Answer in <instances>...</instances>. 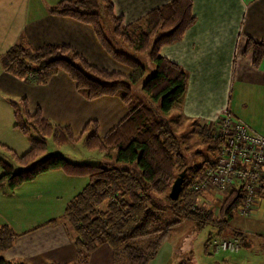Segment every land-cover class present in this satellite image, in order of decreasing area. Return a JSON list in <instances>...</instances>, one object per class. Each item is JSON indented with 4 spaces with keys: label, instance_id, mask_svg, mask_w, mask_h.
<instances>
[{
    "label": "trees",
    "instance_id": "1",
    "mask_svg": "<svg viewBox=\"0 0 264 264\" xmlns=\"http://www.w3.org/2000/svg\"><path fill=\"white\" fill-rule=\"evenodd\" d=\"M191 6V0H170L146 13L139 21L143 27L137 31V24H123L121 16L114 14L110 0H60L53 6L52 12L91 24L103 47L115 59L133 68L127 75L100 70L69 46L47 44L34 49L23 39L1 57L6 72L28 81L45 83L63 70L75 81L76 90L83 97L117 95L129 107V113L105 135L99 134L97 121L91 119L80 135L75 136L69 125L50 121L39 109L30 113L25 97L9 100L13 127L26 135L30 143L26 152L16 156L21 164L40 157L47 149L49 137L56 145L75 143L82 138L88 150L115 149V163L111 165L86 164L62 154H52L40 158L29 168L14 172L12 165L0 158L3 169L0 187L7 186L10 192L46 171L60 170L69 176L87 177L83 188L67 202L59 218L27 230L63 224L75 247L74 259L67 264H89L90 254L103 243L112 249V264L118 253L124 264H147L171 228L183 220H193L198 225L210 222L219 227L221 234L214 239V253L215 243L223 239L237 238L239 241L241 232L229 230L226 221L243 202V188L233 185L228 195L219 201L216 213L200 203L205 192L194 190L193 185L205 178V166L211 162L195 165L194 156L182 147L174 131L180 124V112L167 115L173 108H181L188 73L161 56L159 48L179 40L194 22ZM101 17L110 24V32L120 44L135 52H145L153 61L154 72L143 82L142 89L152 100L159 101L158 105L133 100L131 84L143 74V67L137 59L114 48L105 35ZM242 54H249L251 65L255 68L262 65L264 70V41L246 35ZM29 73L33 77H28ZM191 125L194 134L217 151L219 141L208 135L206 124L193 120ZM185 167L187 172L181 191L173 200L169 197L170 187ZM165 213L174 218L162 226L160 220ZM224 227L228 228L225 234ZM18 236L11 227L0 224V264H31L24 259L4 256ZM144 239L148 242L141 246L139 241Z\"/></svg>",
    "mask_w": 264,
    "mask_h": 264
},
{
    "label": "crops",
    "instance_id": "2",
    "mask_svg": "<svg viewBox=\"0 0 264 264\" xmlns=\"http://www.w3.org/2000/svg\"><path fill=\"white\" fill-rule=\"evenodd\" d=\"M58 1L0 0V29L10 33L7 45L1 44L0 95L8 104L10 99L25 97L30 113L39 109L42 116L50 121L69 125L75 136L80 135L85 123L91 119L97 121L99 134L105 135L129 113L128 105L117 95L87 99L76 90L75 81L63 70L52 75L45 83H35L3 69L1 57L7 49L23 39L34 49L47 44L69 46L100 70L124 75L133 71L132 67L115 59L103 47L91 24L52 12ZM110 1L114 14L121 16L122 23L137 24V31L143 27L139 21L146 13L170 0ZM191 2L194 22L185 29L179 40L159 48L161 56L177 63L188 73L180 115L185 119L198 120L211 129L218 117L228 110L259 132L248 122L249 116L244 113L247 104L256 97L252 88L264 90V70L262 65L253 67L250 55H243L242 51L246 35L264 41V0ZM5 38L6 35L0 37V41ZM235 87L240 106H234L232 102ZM259 133L264 135L261 131ZM55 176L63 179L61 175ZM64 180H68V187L80 182L78 179ZM3 194L14 196L9 192ZM257 214L264 218V205L260 211L257 208L252 216ZM15 232L19 236L4 253L8 259L20 258L31 264H67L74 259L75 247L63 224L42 226L28 233ZM105 248L110 255L112 250L108 246ZM97 251L100 248L93 253L97 255ZM224 261L228 262L229 259L224 258ZM108 262H111L110 258ZM101 263L99 257L89 260V264Z\"/></svg>",
    "mask_w": 264,
    "mask_h": 264
},
{
    "label": "rangeland",
    "instance_id": "3",
    "mask_svg": "<svg viewBox=\"0 0 264 264\" xmlns=\"http://www.w3.org/2000/svg\"><path fill=\"white\" fill-rule=\"evenodd\" d=\"M101 22L105 28V35L114 48L137 59L143 67V74L135 83L131 84L133 100L158 105L159 101L152 100L142 89L143 82L154 72L153 61L148 58L145 52H135L120 44L116 40L117 38L111 34V26L107 20L101 17ZM6 31L8 30L0 29V37L7 36L3 41H0V51L3 48L1 44L7 45L10 38V33L8 34ZM252 90L256 97L252 98V103L247 104L244 115L249 116L248 122L252 126L259 132L264 133V90L260 87L252 88ZM235 95L236 87L234 88L232 102L234 106H240L238 97ZM179 110V107L173 108L167 115L179 113ZM178 120L180 124L177 128L174 127V131L180 138L182 147L188 154L194 156L195 165L202 166L212 162L216 156V149L209 147L210 143L203 142L194 134L191 130L193 120L185 119L181 115ZM13 124L12 108L0 95V144L3 145L0 147V158L9 162L14 172L29 168L36 164L40 158L52 154H62L72 161L92 165H111L115 163L114 148L102 151L88 150L83 145L82 138L75 143L56 145L52 137H49L47 149L40 157L27 164H21L17 161L16 156L26 152L30 147V143L27 136L20 130L13 129ZM2 172L3 169L0 166V174ZM55 175H61L63 179H58ZM64 177L70 180L78 179L80 182L76 183L77 180L76 184L68 187V180H64ZM86 181V176H69L57 170L39 173L32 180L23 182L13 192H10L7 186L0 187V222L22 233L34 225L59 218L67 202L83 188ZM1 191L12 193L14 196H4ZM227 195L228 193L226 194L221 190L212 189L208 193H204L200 198V203L205 204L208 207L207 209L216 213L219 201H222ZM263 205L264 201H260L255 211H257V208L260 211ZM173 218L172 214H163L160 225L163 226ZM226 225L230 230L235 229L241 232V235L238 236L240 241L239 253H237L239 250L231 254L228 252L214 253V239H218L221 234L219 227L210 222L198 225L193 220H183L171 228L170 234L161 243L147 264H264V218L259 217L258 214L245 216L234 211L232 217L226 221ZM227 227H224L223 234L228 229ZM147 242L148 239L139 241L141 246H144ZM107 246L111 249L107 243L100 245L98 247L100 251H97V255L92 252L89 260L93 261L99 257L100 262L107 264L110 258L111 262H108V264H112L113 255L111 252L108 255V250L105 248ZM224 258L229 259V261L225 262ZM114 260V264L125 263L120 253L115 255Z\"/></svg>",
    "mask_w": 264,
    "mask_h": 264
},
{
    "label": "built area",
    "instance_id": "4",
    "mask_svg": "<svg viewBox=\"0 0 264 264\" xmlns=\"http://www.w3.org/2000/svg\"><path fill=\"white\" fill-rule=\"evenodd\" d=\"M28 77H33L31 73ZM208 135L218 139L214 160L205 166V178L193 185L194 190H221L226 194L233 186H241L244 200L237 212L253 215L264 196V135L244 120L225 110ZM239 250L237 238L223 239L214 245L215 253Z\"/></svg>",
    "mask_w": 264,
    "mask_h": 264
},
{
    "label": "water",
    "instance_id": "5",
    "mask_svg": "<svg viewBox=\"0 0 264 264\" xmlns=\"http://www.w3.org/2000/svg\"><path fill=\"white\" fill-rule=\"evenodd\" d=\"M187 172V167H185L181 172L178 173L177 177L174 179L170 191L169 197L173 200L177 199L181 191L182 183L185 179V174Z\"/></svg>",
    "mask_w": 264,
    "mask_h": 264
}]
</instances>
